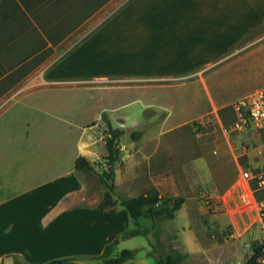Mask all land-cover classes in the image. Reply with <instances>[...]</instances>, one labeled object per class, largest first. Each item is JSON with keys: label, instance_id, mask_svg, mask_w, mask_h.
I'll return each mask as SVG.
<instances>
[{"label": "rangeland", "instance_id": "1", "mask_svg": "<svg viewBox=\"0 0 264 264\" xmlns=\"http://www.w3.org/2000/svg\"><path fill=\"white\" fill-rule=\"evenodd\" d=\"M131 1H107L61 42H49L52 53L21 81L6 90L5 85H0V116H27L35 121L32 127L37 130L31 142L35 148L32 166L27 162L21 167L23 162L17 159L9 165L6 156L0 155V164L5 163L0 169L2 180L20 189L28 187L29 181L56 172L81 151V137L89 142L90 158L96 159L107 150L99 138L107 128L103 117L106 113L114 126L123 129L122 144L152 148L150 159L138 164L139 176L148 173L159 180L162 195L185 196L176 216L159 223L163 238L171 237L175 247L192 253L183 264L197 263L207 249L217 259L211 264H246L253 247L264 242V232L257 222L244 235L236 233L225 199L234 191L240 167L264 164V128L237 129L233 124L236 106L251 92L264 87V24L226 55L189 72L95 77L93 59L82 66L78 61L82 57L86 63L94 55L112 54L110 37L97 46L96 38ZM105 32L111 33L110 29ZM52 66L57 75L49 76L58 80L48 76ZM154 84L160 85L150 88ZM92 123L97 124L89 126ZM136 130L143 133L135 140L132 133ZM13 135L10 133L11 139ZM95 163L102 170L107 160ZM121 166L118 182L125 173ZM91 176L97 186L88 185L87 191L96 188L94 191L99 192L102 184L95 172ZM143 186H148L147 181L132 191H142ZM152 225L151 219H142L141 226ZM156 238L153 229L146 235L122 239L119 248L134 249L135 264H156L155 257L149 254L150 242Z\"/></svg>", "mask_w": 264, "mask_h": 264}, {"label": "crops", "instance_id": "2", "mask_svg": "<svg viewBox=\"0 0 264 264\" xmlns=\"http://www.w3.org/2000/svg\"><path fill=\"white\" fill-rule=\"evenodd\" d=\"M263 24L264 0H132L101 29L96 38L97 46L110 37L112 54L94 55L86 63L80 57L78 63L88 65L93 59L95 77L181 74L226 55ZM107 29L111 33L105 32ZM52 68L48 76L56 74ZM159 85L154 84L150 88ZM34 124L35 121L27 116H0V155L2 158L6 156L9 165L17 159L23 162H20L21 167L27 162L32 166L35 152L32 143L37 134L32 127ZM10 133H14V139ZM99 138L103 140L102 132ZM8 142H12L10 146H7ZM88 143L81 137L78 141L81 151L73 154L71 163L68 161L67 166L56 172L27 182L28 187L15 189L13 182L2 180L0 174V264L3 261L11 263L12 258L7 257L10 254H18L33 264L63 256L100 254L107 243L130 225L128 211L116 205L108 188L102 185L97 189L99 192L94 191L96 188L88 192V185L97 186L91 172L76 173L74 162L79 154L92 162L102 161L107 154L106 150L96 159H91ZM121 145L122 160L116 170L120 191L138 195L152 188L160 190L159 180L151 178L148 173L139 176L137 168L153 152L152 148L135 143ZM121 164L125 173L118 182V170L123 169ZM19 177L22 178L21 175ZM146 181L148 186H143L142 191H132ZM79 198L92 201L76 203ZM123 241L119 242L116 251H120ZM188 253L186 260L192 255ZM216 260L207 249L206 255L202 254L197 263L192 264H211ZM96 263L97 260L81 258L63 264ZM124 264H135V259Z\"/></svg>", "mask_w": 264, "mask_h": 264}, {"label": "trees", "instance_id": "3", "mask_svg": "<svg viewBox=\"0 0 264 264\" xmlns=\"http://www.w3.org/2000/svg\"><path fill=\"white\" fill-rule=\"evenodd\" d=\"M107 1L0 0V85H5L3 90L21 81L52 53L53 44L61 42L76 25ZM49 42L52 45H48ZM103 117L107 124L102 138L107 149V165L98 170L95 162L81 154L76 157L74 168L78 175L95 172L101 184L112 192L116 205L128 211L131 224L107 243L100 254L63 256L40 264H63L81 258L97 260L96 264H124L136 257V251L132 248L116 251L119 242L130 236L146 235L153 229L157 238L150 242L152 249L149 254L155 257L156 264H183L189 253L175 247L171 237L163 238L159 223L176 216L186 201L185 196L160 195L157 188L138 195L122 193L116 183V170L122 159L123 129L114 126L106 113ZM142 133V130L134 131L133 139L140 138ZM143 218L151 219L152 227L141 226ZM7 257L12 258L9 264H33L18 254ZM1 264L8 263L3 261ZM246 264H264V242L253 247Z\"/></svg>", "mask_w": 264, "mask_h": 264}, {"label": "built area", "instance_id": "4", "mask_svg": "<svg viewBox=\"0 0 264 264\" xmlns=\"http://www.w3.org/2000/svg\"><path fill=\"white\" fill-rule=\"evenodd\" d=\"M237 129L264 128V87L251 92L236 106ZM234 191L225 199V209L241 235L257 222L264 232V164L240 167ZM237 189V194H236Z\"/></svg>", "mask_w": 264, "mask_h": 264}]
</instances>
